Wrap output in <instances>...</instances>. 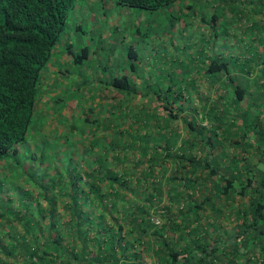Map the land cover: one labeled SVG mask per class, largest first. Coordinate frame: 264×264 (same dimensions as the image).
I'll return each mask as SVG.
<instances>
[{
  "label": "trees",
  "instance_id": "1",
  "mask_svg": "<svg viewBox=\"0 0 264 264\" xmlns=\"http://www.w3.org/2000/svg\"><path fill=\"white\" fill-rule=\"evenodd\" d=\"M78 1L0 0V162L11 159V165L25 169L23 154L29 149L25 143L38 107L42 71L54 48L61 45L69 13ZM112 1L159 13L177 2H188L180 6L182 9L196 5L193 0ZM236 2L241 10L236 9L235 0H219V12L210 16L208 35L202 34L197 40L196 66L205 63L200 68L203 74L209 79L219 77L217 86L223 88L218 90L219 113L208 99L200 98L201 111L207 118H215L213 124L201 125L184 117L189 130L178 143L179 116L172 106L180 112L178 103L183 98L177 92L165 100L174 92L173 86L169 83L165 92L160 90L162 99L158 88L139 92L127 73L111 76L106 84L114 88L116 106L110 109L111 115L106 111L104 116L125 138H113L107 144L90 139L85 152L96 144L100 145L98 150L78 159L73 158L71 149H64L63 169L55 175L47 173L46 183H38L37 195L43 204L37 201L36 211L25 204V210L15 213L16 225L0 229V264H147L146 259L153 264H264V0ZM225 12L233 15L228 18ZM177 15L172 17L179 19ZM236 18L250 23L238 28V37H234L239 53L230 55L226 52L227 37ZM172 21L160 20L157 32H171ZM186 24L180 30H185ZM144 31L135 25L133 33L150 43L156 56L165 41L156 44L150 41L154 31ZM178 35L182 37V32ZM182 42H172L171 46L175 50L173 67L180 74L191 71L185 69L179 55L193 45ZM215 44H219V53L207 54L206 46ZM63 49L70 53L75 69L67 67V72L77 76L85 63L99 67L106 63L89 59L97 51L86 44L75 51L65 42ZM126 54L133 61L129 63L132 68L136 60V67L137 48L129 44ZM151 59L146 58L148 63ZM149 92L155 95L151 105L155 113L150 104H139L143 109L134 113L127 103ZM62 100V96L57 97L54 103ZM85 119L93 125L100 121L96 116ZM223 125L228 127L221 133ZM64 134L69 141L70 133ZM221 134L234 137L227 144L232 146L230 152L224 145L228 138L216 139ZM44 140L39 141L43 152L54 150ZM134 143L142 146L140 155L146 166L129 156L128 149ZM111 151H115V160ZM132 159L135 162L127 166ZM3 185L0 181V188ZM164 194L169 201L160 203ZM154 217L161 219L158 224ZM231 221L234 224L228 229L226 224ZM7 236L11 237L9 244L2 243Z\"/></svg>",
  "mask_w": 264,
  "mask_h": 264
},
{
  "label": "rangeland",
  "instance_id": "2",
  "mask_svg": "<svg viewBox=\"0 0 264 264\" xmlns=\"http://www.w3.org/2000/svg\"><path fill=\"white\" fill-rule=\"evenodd\" d=\"M189 1V0H188ZM196 5H192L190 7H184L182 9L180 6L183 4H187L188 2H177L174 6L168 7L167 10L162 9L159 11H148L145 9H137L131 11L132 16L129 15L130 18L134 19V24L137 26H140L142 31L147 30L146 32L150 34L151 30L152 36L150 41H155V43L158 44L161 41L164 42L163 49H159L158 54L155 56L156 53L154 50L151 49V44H147L146 41L140 40V43L134 42V46L137 48L138 51V60L136 62L135 69L130 70V64L127 61L125 64L127 65V68L129 70L130 78L132 79V82L134 83V87H138L139 92L141 89L143 91H151V90H163L165 92L166 85L169 83L173 86L171 96L169 95L166 99H172L176 93L178 92V95H180L183 100L180 102L179 109L180 112L176 113L177 109L176 107L172 106L174 114L178 115V143L181 142V139L188 134V127L186 124L183 123V118H188L193 120H196L201 125H209L213 124L215 121L214 117L207 118L206 114L201 111L202 103L200 102V98L208 99V102L210 104H213V110H216L217 113L221 112V110H218L220 107H218V104H220V98L218 97L219 91L223 90V88H219L217 86L219 84V77L212 78L211 81H214V83L210 84L208 82L207 78L204 77V74L200 68L205 64L201 62L198 66H196L199 61L197 60V54H195L196 50L198 49V42L197 40L199 37L202 36V34L208 35L209 33V27H211V23L209 22L211 14H217L219 12L218 9H216L217 5L219 4V0H210L212 3L208 4V0H193ZM236 6H238L236 9L241 10L239 3L236 2ZM255 1V0H253ZM81 5H83L85 0H82V2H79ZM78 5V4H76ZM172 5V4H171ZM184 6V5H183ZM166 10V11H164ZM244 10V9H243ZM112 11V10H111ZM113 13V11H112ZM187 14L182 17H179V14ZM123 18H125V15H122ZM120 14H117V12L114 13L115 16H119ZM178 14V15H177ZM179 19L173 18L174 16ZM225 15H227L228 18H231L233 13H227L225 12ZM120 17V23L116 25V27L113 26V30H115L116 33L123 32L125 30V33L127 35H130L134 32L135 25H130L131 20L127 21V24H125L122 20V17ZM171 16V19H170ZM173 16V17H172ZM239 17V16H238ZM90 17H86L85 15L82 16L81 22L86 25L87 20ZM105 18V16H104ZM234 18V16H233ZM77 18L75 17L73 11L71 10L69 13V17L67 20V30L74 28V22ZM91 19V18H90ZM173 19V21H172ZM186 19L185 23L188 22L189 24H186L185 30H180L181 27L184 26L183 20ZM160 20H163V22H169L171 20L174 24V26L171 28V32H165L161 31L159 34L157 31V24ZM117 22V21H116ZM250 22H247L246 20H238V18L235 19V21L231 24L229 29V37H227L228 42V49L227 53L230 55H238V46L237 44V38L234 36L237 35L238 28H242L243 26H246ZM101 24H104L103 22ZM166 25V24H165ZM183 25V26H182ZM88 26V25H87ZM132 26V27H131ZM134 26V27H133ZM86 28V26H85ZM133 28V30L131 29ZM165 29L166 26L160 27ZM219 28V23H218ZM66 30V31H67ZM86 30V29H85ZM103 30V29H102ZM182 32V37H179L178 33ZM68 32V31H67ZM170 39V40H169ZM181 40H183V43L193 42V45H189L188 48H186L185 54H180L181 51H179L180 59L183 60L185 63V69L191 70L190 73H182L176 72V69L173 67L174 61H172L175 58V50L171 49V46H173L172 42L174 44L180 43ZM146 45V47H145ZM186 46V44H185ZM176 47H180V45H177ZM175 47V48H176ZM141 48V49H140ZM148 51H147V49ZM164 50L167 52L166 56L161 59V55L163 54ZM207 50V51H206ZM221 49L219 48V44H215L213 46L208 45L206 46L205 52L207 54H210L211 51L216 53H219ZM260 50V49H259ZM146 52H149L148 55H146ZM169 52V53H168ZM153 54V57L150 55ZM190 55H193V57H190ZM94 57V53L90 55V58ZM142 61L138 63L139 59ZM172 57V58H171ZM89 58V59H90ZM146 58H152L150 60V63L146 60ZM191 58H194L195 61H192ZM61 60V59H60ZM163 60V61H161ZM94 63V61H92ZM107 63V60H106ZM66 64V63H64ZM87 66L85 67L86 70H83L84 73L80 77L83 81L87 82L84 84H79V79L77 75L68 74L65 73L63 75V78L66 79V81L63 82V80L56 78V81L54 84H57L62 90L59 92H56V95H52L50 100H55L57 97L63 98L62 101H58L54 106L53 103L50 101H47L45 103H42L38 106L39 111L46 110V115L44 119H39L40 123H36L35 125L39 127V129H31L29 132L28 140H26V145L29 149L24 152L23 156L25 157L23 161V166L25 169L20 168V165H11L9 162V159H4L1 161L0 164V181L4 184L2 188H0V196L3 198L0 200V213L3 212L4 214H0V229L1 228H12L13 224L16 225L14 221L15 213H17V210H25V204H30V210L36 211L37 210V201L42 205L44 200L42 198L38 197V183L45 184L46 183V175L47 173H50L51 175L59 170L63 169V164H66L65 157L67 154V151L64 152V149H71L69 150L73 154L74 159H78L81 156L86 155L88 152H92L95 150H98L99 146L98 144L92 146L88 152L86 151L85 145L87 146L89 144L90 139H95L97 143L103 142L108 143L113 138H119L124 139L123 133L118 135L114 129L115 126H113V123H108V117L104 116L105 113H110V109L112 107L106 106L109 109L104 108L100 109L99 105H103L106 99L109 100L110 97L113 98V92H110L108 90L104 89V85L101 87V91H97V88L101 85H93L94 80L98 78V74L100 72L104 73L101 67L100 70L95 68V66H91L88 63H85ZM152 64V65H150ZM172 64V65H171ZM114 65V64H113ZM182 65V64H181ZM181 66L179 65L178 68ZM94 69L93 73L91 70ZM115 69V68H114ZM198 69L197 71H195ZM71 70L75 72V69L72 68ZM97 72V73H96ZM56 76L58 77V74L56 73ZM181 78L182 80H180ZM184 78V81H183ZM187 79L191 80L193 79L195 81V85H191V81H188ZM97 83V82H96ZM144 85L146 86L145 89ZM92 86L93 88H91ZM193 86V87H192ZM219 88V89H218ZM96 89V90H95ZM99 90V89H98ZM219 90V91H218ZM181 91V92H180ZM163 92L161 93V98L163 99ZM151 92L145 95H139L137 98H135L133 101L127 103L132 105L134 113H139L143 108L139 106L150 104L149 109L155 113V106L152 105V100L155 98L153 97ZM166 96V95H165ZM164 96V97H165ZM181 98V99H182ZM189 99V101H186V99ZM113 101V100H112ZM114 102V101H113ZM147 102V103H145ZM162 104L163 101H161ZM99 104V105H98ZM109 104V102H108ZM186 104V107L184 106ZM223 103H221L222 106ZM61 105L63 107H61ZM60 106V107H59ZM92 106V108H91ZM183 106L185 108H183ZM189 106V107H188ZM37 107V108H38ZM140 107V108H139ZM196 108V111H190V109ZM223 108L226 109L227 107L225 104H223ZM55 109V111H54ZM114 109V108H113ZM119 109V108H118ZM145 109V108H144ZM93 111H97V113L92 114ZM107 111V112H106ZM54 112V113H53ZM103 115V116H102ZM49 116V117H48ZM61 116V119H60ZM100 117V121L97 125H93L91 121H87L86 117ZM159 116H162L161 114ZM58 118V120H56ZM232 116L230 118V122L232 120ZM61 120V122H60ZM51 121V122H50ZM58 121V123H57ZM49 122V123H47ZM60 122V123H59ZM162 120L160 121V124L162 125ZM67 123V124H66ZM67 125L64 127L63 125ZM34 125V126H35ZM73 127L72 132H68L69 129ZM197 125V124H196ZM228 127V126H226ZM225 125L222 126L220 129L222 133V129L226 128ZM67 128V129H66ZM84 129V130H82ZM234 128H232L233 130ZM64 132L70 133L69 135V141L65 140V137L63 135ZM89 134V135H88ZM143 134V133H142ZM191 134V133H190ZM92 136V137H91ZM216 136V135H215ZM45 139V143H49L53 149H45L43 152V149H41V142H39L42 138ZM91 137V138H89ZM101 137L100 141H97ZM224 138H228V141L224 144L227 148L225 149L227 152H230L232 149V146L227 145L230 143L229 140L233 139L234 137L230 134L228 137L224 134L216 136L217 140H224ZM47 139H49V142H47ZM75 139H77L75 141ZM56 140H59L61 144H57ZM126 140V139H125ZM55 145V146H54ZM139 145H131V147L128 149L129 156L134 159L142 160V157L140 155V150L142 149V146L138 148ZM20 151H24L23 148L20 147ZM116 151V150H115ZM115 151H111V157L115 160ZM31 156L30 158L28 156ZM27 156V157H26ZM132 162H135L133 159L131 161H127L126 165L130 166ZM145 160H142V165H145ZM169 166V164H167ZM26 172V173H24ZM30 172L33 173L30 175ZM7 173V174H6ZM6 174L7 176L3 175ZM215 178V177H214ZM217 187V186H216ZM218 188V187H217ZM167 191V190H166ZM209 195L208 193H206ZM197 197V194L195 195ZM167 199L166 195L161 196L160 203H165ZM46 203V202H45ZM47 205V204H46ZM177 211H174V214ZM35 212L33 213V215ZM154 219L160 221L156 217ZM226 222V221H225ZM159 223V222H158ZM155 223V224H158ZM227 223V222H226ZM233 221L226 224L228 229H231L233 226ZM20 228V226H19ZM7 239V240H6ZM11 241V237H4L2 238V243L9 244ZM147 264H153L149 262L147 259Z\"/></svg>",
  "mask_w": 264,
  "mask_h": 264
},
{
  "label": "crops",
  "instance_id": "3",
  "mask_svg": "<svg viewBox=\"0 0 264 264\" xmlns=\"http://www.w3.org/2000/svg\"><path fill=\"white\" fill-rule=\"evenodd\" d=\"M79 2H82V0H79L76 3L78 5H75L74 8L72 9L75 17L77 18L74 22L73 30L68 29L67 30L68 32L66 31V35H63L62 37L61 45L58 46L57 48H54L53 54L51 55L46 66L43 68L41 80H40V88H39L40 92L38 94L37 106H39L41 102L45 103L47 101H50L51 103H53V106H54L55 105L54 100L51 101L50 98L52 97V95H56V92H59L63 88V87L60 88L57 84H54V83L56 81V78L63 80V82L66 81V79L63 78V75L67 73V67L69 68L71 67L72 58L70 57V53L67 51H64L63 49L65 42L70 43V47L75 51H77L81 45L86 44L91 48V50L97 51L94 53L95 58H98L105 62L107 60V63H105L103 67L100 66L102 69H104L103 70L104 73L100 72V74H98V78L94 80L95 82H93V85H98V84L101 85L99 88L95 87L97 88V91H101L102 90L101 87L104 85V89L106 88L105 90L113 92L114 88L106 84L107 80L110 79L111 76L116 75L118 73H122V72L127 73L129 75V70L125 63L127 61L129 63L133 61H131L127 57L126 48L129 44L134 46L135 41L136 43H140V39H139V36L134 35V33L127 35V33H125V30L123 32L116 33L115 30H113V26L116 27V25L120 23V17H119L121 16L120 13L126 16L125 18L121 16L122 20L125 21L124 22L125 24H127V21L131 20L130 25H135L134 24L135 18L129 17V15L132 16L131 11H133L134 9L128 6L117 5L112 0H85L86 3H84L83 5H81ZM111 10L113 11V13ZM115 12H117V14H120V15L118 17L115 16L114 15ZM83 15L91 18L87 20L86 25H84L81 22V18ZM102 22L104 24H101ZM83 29H86V30H83ZM131 29L133 30V28ZM148 53L149 52H146V55H148ZM135 61L136 60H134L133 68L132 66L129 65L130 70L135 69ZM93 66H95V68L100 70V67L96 65V63ZM83 70H86V69L81 68V71H80L81 74H78L79 76L76 77L80 81L79 84L87 83L80 78L84 73ZM93 71L95 70L92 69L91 72L93 73ZM56 73L58 74V77L56 76ZM71 74L76 75V73H71ZM204 77L207 78L206 75H204ZM210 79L207 78L208 82H211ZM187 80L190 81L189 79ZM97 81H101V82H97ZM84 85L88 86V84H84ZM90 87L93 88L92 86ZM106 100L107 101H105L103 105L100 106L98 104L101 110L104 108H107L106 106L115 108L116 105L113 104L112 97H110L109 100L108 99ZM61 107L63 106L61 105ZM39 110H40L39 107L35 110V115H34L35 119H34L32 129L33 128L39 129V127L36 126L35 124L40 123V121H38L39 119L41 118L44 119L47 115H49L48 113L46 115V112H45L46 110L44 111H39ZM94 112L97 113V111H93L92 114H95ZM60 119H61V116H60ZM56 120H58V118H56ZM66 124L63 126L66 127L67 126ZM9 160H10L9 162L12 164V160L11 159Z\"/></svg>",
  "mask_w": 264,
  "mask_h": 264
},
{
  "label": "built area",
  "instance_id": "4",
  "mask_svg": "<svg viewBox=\"0 0 264 264\" xmlns=\"http://www.w3.org/2000/svg\"><path fill=\"white\" fill-rule=\"evenodd\" d=\"M153 221H154L155 223H158V220H156V219H153Z\"/></svg>",
  "mask_w": 264,
  "mask_h": 264
}]
</instances>
